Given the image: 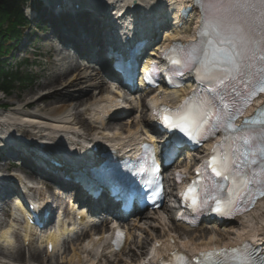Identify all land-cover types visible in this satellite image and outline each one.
I'll return each mask as SVG.
<instances>
[{"label":"bare ground","instance_id":"obj_1","mask_svg":"<svg viewBox=\"0 0 264 264\" xmlns=\"http://www.w3.org/2000/svg\"><path fill=\"white\" fill-rule=\"evenodd\" d=\"M75 1L79 2L81 5L89 6L91 10L97 12L102 11L103 8L110 6L111 1L113 0ZM125 1L126 0H124L123 2L125 3ZM161 1L162 0H138V5L146 6V4H148L151 5L150 9H154L159 6V2ZM184 1L185 0H170V4H172L173 8H175V12L180 14L182 7L185 5L183 3ZM49 2L50 5L54 6L58 3V0H49ZM193 26L190 27V29L185 34L190 33L193 29ZM174 37L175 36L171 35L168 40H171ZM185 37L187 39H195L194 36L190 35H185ZM40 53L45 54L46 56H49L51 53L56 54V58L54 60L48 61L50 65V72L44 75L45 77H43V79L36 84L35 88L27 93L28 95L25 96V99L17 95L19 104L17 105L14 100L10 101V109L4 111L3 114H0V125L4 129V131H6V133H9L8 137H11V135L14 136L12 133L22 128V132L26 134V137H31L30 140L36 141V138L46 139V141L51 142V151L56 150V152H61L62 154H65V152L70 154L71 148L68 150L69 146H75V148H79L82 143H86V140H88L90 136L85 131H80L81 125L86 124L85 120L80 119V115L82 113L88 115V120L90 122L89 127H87L85 130L89 131L96 128L97 131L96 133H94L93 137L97 139H106L107 141L113 139L119 141L124 140L128 137L133 138L136 135L138 136L139 132H141L142 135H146L148 133L149 121H145L139 117L137 118V122H135L136 129L133 128V122L131 123L130 119H128V121H123L124 123H121L124 128L126 127V131L120 132V129L118 130L116 128V125H118L119 123L113 122V120L119 119L120 117L118 116L119 111L116 108V104H114L116 97L114 95H110L109 86L107 87L106 80L101 78L99 79V77H97V75L89 69L85 70V67H87L86 64H84L83 62H79L76 58H72V60L69 61L66 66L63 65L60 67L57 64V60H59L58 55H60L58 53V49H56L52 44L49 43L46 44V46L43 48V52ZM71 70L75 71L71 74H68V72ZM39 74L40 73H37V75ZM46 86L49 87V90L47 92H38L39 89ZM71 86H75V89L77 90L72 92V90L70 89ZM180 93H183V90L174 91V93L165 98V100L171 99L175 95H179ZM27 96H29L30 99L26 98ZM46 100H48V102H46ZM137 106L140 107L138 109H141V111L138 110V112L142 113L144 111V108L141 107L140 103ZM26 108L28 110H26ZM75 110H80L82 111V113L78 114V111L75 113ZM132 110H134V108H132L129 113H131ZM105 115H107L108 118L105 119L103 117ZM19 126L20 129L18 128ZM111 131H115V133L110 137L109 134ZM27 178L28 177L19 176L18 174H12L8 178V180H14L21 184L23 183V180H27ZM36 189V192L33 191L34 189H30L28 193L35 195L40 194V192H44L42 186L38 185ZM75 195L76 192H72L67 196L72 197ZM49 202L50 201L48 199L44 201L42 203V209ZM18 203L20 202L18 201ZM262 205L263 206L259 208L258 211L251 212L247 217V220L250 219V221L253 222L254 219H256L255 214L259 211L260 214L257 217H260L262 219L264 217V201ZM38 207L37 209H39ZM17 208L19 209L17 210L18 212L15 213V217L12 220V223L6 226H3L2 224L0 225V247L2 245H7L8 249L10 250L9 253L13 252L16 246L15 237L16 234H18L17 226L19 225V222L23 223V234H25L24 240L31 241L34 239V237L37 236L33 229V226L31 225L32 223H30L29 218H27L25 215L26 207L24 208V211L23 207ZM170 211L171 209L167 207L162 213L158 211L159 214L162 215H159L158 212H153L152 215H140V217L137 218V221L139 222L138 224L142 222L141 224L146 225L145 229L149 233L150 238L153 241L155 240L151 248L154 249V246H156V242H161V245L159 247H156L155 249V252L158 256L163 254L164 250L168 246H170V243H172L173 240L179 239V237L177 236L179 233V228H183L186 231H189V233L195 231L190 230L188 227L176 222L175 215L173 218L166 216L169 215ZM84 212L86 213V210H82L80 213ZM83 220L84 219L81 220V223L84 222ZM163 220L165 223L169 221L172 226L168 229H166L165 226L160 227L159 224H162ZM262 220L264 221V219ZM238 223H241V225L243 226V229L241 230L242 234H238L236 238H233L232 240H229L227 242H223V244H231L237 242L239 238L246 237V235L244 234L246 231H248L250 235L257 234L258 236H261L260 239L264 241V226L260 225L258 221L255 222L251 227L248 225L247 221H239ZM213 227L215 226L210 225V229H213ZM103 229L106 230L102 231V236L95 242L93 239H89L85 243V240L81 242L82 248L85 249L86 258L89 257L92 263L99 264V259L98 257L97 259H94L95 257L93 256L90 257L91 253L94 252L95 255L99 256L100 252H105L104 246L107 239H103L102 237H104V235L106 234L107 228L103 227ZM159 229L164 230V233H157L159 232ZM68 232H71L69 227L65 225L64 221H61L59 223L58 231L51 232L44 237L40 236V242L45 243L50 240H56L58 235L61 236L62 234ZM228 232L233 235L234 229L232 227H229ZM206 234L208 233H200V236L202 237V239H204V241L202 242L197 243L192 237L187 241H182V244L184 246H188L189 244H191L192 249H198L200 247L218 244V242H215L213 240L212 236L208 237L206 240ZM221 239H225V236H222ZM132 242L133 247L135 246L138 249L136 250L137 253L140 249L144 248V243H141L137 240H134ZM64 244L65 242L59 243L57 247H62ZM74 250L78 262H82L83 260H85L84 258L78 257L76 248ZM150 252L151 249L145 256L141 255V257L137 258L135 256L137 254L136 253L132 258L133 261H126V264H142L143 259H145L147 255L150 254ZM8 254L6 256L3 254L2 256H0V264H22L20 261L23 259L20 255L13 256ZM30 254L32 260H34L38 264H43L45 256L41 258L39 253L31 252ZM123 255L124 254H121L119 258H122L124 260L126 259V256ZM48 257H50L49 254ZM61 264H72V261L71 259L63 260Z\"/></svg>","mask_w":264,"mask_h":264},{"label":"snow or ice","instance_id":"obj_2","mask_svg":"<svg viewBox=\"0 0 264 264\" xmlns=\"http://www.w3.org/2000/svg\"><path fill=\"white\" fill-rule=\"evenodd\" d=\"M211 2L218 14L212 20H209L208 13H205L200 35L206 37V39L201 40L198 45H191L186 61L183 63V68L187 73L194 74L195 78L216 79L223 85L225 77L233 73H241L249 62L250 36L245 35L249 32V28L242 14L252 9L253 4L248 0H211ZM260 3L264 4V0H260ZM251 32L253 34L264 33V17H262L261 22L253 25ZM258 48L259 44L257 43L251 48V53L255 54ZM256 58L264 61V53H260ZM171 63L181 65V60L172 59ZM260 75L264 77V70L261 71ZM232 78L236 80L238 77L233 76ZM260 91L264 92V86H261ZM219 99L220 103L224 105L223 111L218 109L211 101H207V108L201 106L200 108L191 109L175 119L165 114L163 115V123L167 129L184 134L188 140H196L197 137L202 135L207 140L221 130L224 133L235 132L236 126L232 123V120L236 112L229 113L224 97L220 96ZM168 111V109H165V113ZM213 113H216L214 121L211 118ZM246 123H256V121L248 120ZM205 132H207V135H204ZM170 143L162 145L165 153L168 151ZM217 147L222 148L223 145ZM208 163L216 177H221L224 181L229 182L227 188L229 198L225 200L220 196V192L225 187L221 184L214 193L208 194L206 192L203 199L198 197L195 187H189L185 199H190L193 207L198 210L210 208L216 214L229 218L241 214V210L246 211L247 208L243 201L249 193L241 192V188L247 183L246 171L242 167L244 161L239 157L231 159L228 156L218 159L214 154ZM251 163L255 164L256 161L252 160ZM259 194L264 196V191ZM237 199L239 204H237ZM211 202H214V204ZM245 247L250 249L249 245ZM231 251L237 252L240 250L232 249ZM227 252L228 250L225 249L202 255L209 258L221 257L227 255ZM248 255H252L250 250ZM197 264H200V261H197ZM243 264H257V261L248 259ZM259 264H264V260H261Z\"/></svg>","mask_w":264,"mask_h":264},{"label":"rangeland","instance_id":"obj_3","mask_svg":"<svg viewBox=\"0 0 264 264\" xmlns=\"http://www.w3.org/2000/svg\"><path fill=\"white\" fill-rule=\"evenodd\" d=\"M42 36L44 37L43 41H38V43H34V45H26V47L24 48V50H27V52H23L24 50H20V51H16L14 54L15 56L14 57H10L7 59V63L5 65L6 68L8 69H12L13 72L16 71V70H19L21 72V75H27L31 80L32 82L30 84H28V86L26 88H17L14 93H13V96H5L3 93L0 92V104L1 105H7V106H10V101L14 100V102H16V104L18 105V99H17V95H19L20 97H23L25 99V96L28 95L27 93H29L32 89L35 88L36 84L41 81L43 79V77H45L44 75L48 74L50 72V65H49V62L50 60H53L54 59V54H50L49 56H43L41 55L42 53L40 52H43V48L46 46L47 43H49V41L46 39V36L50 35V33H48L47 31L45 32H42ZM33 38V37H32ZM30 39L26 41V43H29ZM25 57V60H23V58ZM27 59V60H26ZM37 73H40L39 75H37ZM76 87L75 86H71V90L72 92L76 91L77 89H75ZM49 90V87H44V88H41L39 89V93H42V91L44 92H47ZM26 98L30 99L29 96H27ZM46 102H48V100H46ZM44 104V103H43ZM10 109V108H9ZM7 109V110H9ZM26 110H28L26 108ZM77 110H75L76 112ZM3 111L0 110V114H3L1 113ZM137 116H140L134 112L128 114L125 118V119H128V118H131V119H135ZM145 115L142 114L141 115V118H144ZM86 115L85 114H81L80 115V119L82 120H85V125H83L81 127V129H86L87 127H89V124L86 120ZM122 120V121H124ZM116 128L118 129H121L122 128V124L119 123L118 125H116ZM123 130V128H122ZM1 166V165H0ZM172 215V214H171ZM264 219V218H263ZM11 221V218L8 216V218L6 217L4 222L6 223H10ZM6 223H4V225H6ZM261 223L263 224L264 222L261 221ZM167 226H172L170 223H167ZM238 227V226H237ZM239 228H236L235 229V236L236 234L238 233V230ZM17 231H18V234L16 235L15 237V248H14V251L11 252V255L13 256H17V255H20L21 258L23 260H21L20 262L22 264H32L34 263L35 261H32L29 257L30 255V252H38L40 251L39 250V247L38 244H39V238L38 236L41 235L40 231L36 230V232L40 235H37L36 237H34L33 241L31 242V244L28 245H25L26 243L24 242V234L22 233V224H19L18 228H17ZM164 230H160L159 229V232L157 233H162ZM135 232V231H134ZM180 235L182 237L183 240H187L188 238H195L196 241H199V240H202V237L200 236V233L198 232H194V233H185L184 230H180ZM232 234L228 235L226 234V231L224 230H220V231H213L212 233H209L206 234V240L208 237L212 236L213 240H219V241H223L221 238L222 236L224 237L225 236V239L228 240L229 238L231 237H234V236H231ZM135 238H139L140 241H145L147 242V244L145 245V248H143V252L144 254L147 253L149 247H150V239L148 238V234L144 231V230H139V232H136L135 234ZM78 238L79 237H76L74 236V240L77 242L78 241ZM149 239V240H148ZM79 243V242H78ZM190 249V248H188ZM131 252V249L128 250L126 252V254H129ZM41 253V256H42V251L40 252ZM134 254H136L135 251H133L132 253H130L129 255H127L125 258L126 259H118L115 260V259H112V260H104L103 259L101 260L103 262V264H125L126 261H131L132 258L134 257ZM140 254V253H139ZM0 256H2L1 252H0ZM129 257V258H127Z\"/></svg>","mask_w":264,"mask_h":264},{"label":"trees","instance_id":"obj_4","mask_svg":"<svg viewBox=\"0 0 264 264\" xmlns=\"http://www.w3.org/2000/svg\"><path fill=\"white\" fill-rule=\"evenodd\" d=\"M27 0H0V91L13 95L17 85L25 86L26 81L6 69L5 58L12 53L28 24L23 6Z\"/></svg>","mask_w":264,"mask_h":264}]
</instances>
